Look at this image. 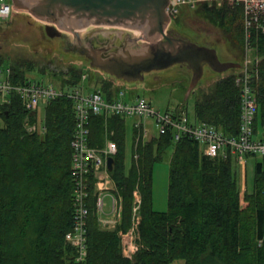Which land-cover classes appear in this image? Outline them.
Listing matches in <instances>:
<instances>
[{
  "label": "trees",
  "instance_id": "16d2710c",
  "mask_svg": "<svg viewBox=\"0 0 264 264\" xmlns=\"http://www.w3.org/2000/svg\"><path fill=\"white\" fill-rule=\"evenodd\" d=\"M195 10L204 12L232 39L242 41L240 6L198 5ZM251 36L257 59L252 67L257 109L253 128L259 133L264 129V32L252 31ZM32 63L10 64L15 84L28 82ZM62 74L61 87H76L85 75L74 66ZM237 75L219 79L211 91L196 96L195 122L212 125L226 136L237 135ZM100 88L107 100L118 93L111 83L101 82ZM72 105L64 97L51 101L45 109L44 133L26 131L27 113L16 100L0 107V264H264V156L254 165L252 190L245 189L242 198L233 157H207L197 142L187 137L174 141L171 132L140 141L137 159L127 167L125 119L105 120L101 115L90 117V144L101 148L106 130L116 143L110 178L122 200V218L111 230L100 228L92 183L87 256L77 262L75 249L64 239L73 225ZM170 146L167 209L158 212L153 209V167ZM134 190L141 198L138 249L127 259L120 232L129 227Z\"/></svg>",
  "mask_w": 264,
  "mask_h": 264
},
{
  "label": "built area",
  "instance_id": "2783aa9c",
  "mask_svg": "<svg viewBox=\"0 0 264 264\" xmlns=\"http://www.w3.org/2000/svg\"><path fill=\"white\" fill-rule=\"evenodd\" d=\"M240 6L243 10V35L246 48V59L241 65V72L234 78L239 91V129L236 136H226L212 125L189 121L184 113H162L156 110L150 102L137 97L131 102L117 98L107 100L101 90L83 93L80 87L73 89L69 86L55 87L51 83L28 80L24 84H15L12 81L10 66L0 62V107L19 102L27 113L25 129L28 133H44L45 121H38L37 112L40 105L46 106L53 100L64 97L73 102L74 130L70 141L71 148V175L73 177V225L65 236V241L75 249V260L82 262L87 256L86 234L89 216L88 200L90 186H95V213L102 229L114 227L120 218L115 186L107 168V159L114 158L117 152L116 143L105 139L103 147L90 145V117L101 115L109 117L136 118L133 123L134 141L137 147L139 142L147 141L151 136L145 124L152 120L157 135L171 132L173 140L187 137L200 146L203 155L216 158L227 156L235 157L239 164L245 163V158L264 156V129L260 133L254 132V120L257 112L256 98L252 82V67L256 63V54H249L251 46V32H264V0H169L166 13L172 20L180 7L189 9L198 5L210 6ZM14 10L10 0H0V32ZM249 54V55H248ZM250 64V65H249ZM251 66V67H250ZM86 76H82V80ZM120 95H123L122 93ZM34 113V115H30ZM258 135V136H257ZM258 137V138H257ZM134 160L137 155H133ZM132 222L129 229L122 233L121 250L127 259H132L136 253L139 239L138 227L140 224L141 198L137 190L133 192ZM108 199L109 203H106Z\"/></svg>",
  "mask_w": 264,
  "mask_h": 264
},
{
  "label": "rangeland",
  "instance_id": "374dc122",
  "mask_svg": "<svg viewBox=\"0 0 264 264\" xmlns=\"http://www.w3.org/2000/svg\"><path fill=\"white\" fill-rule=\"evenodd\" d=\"M175 16L168 23L169 28L174 29L178 34L198 45H207L215 49L221 62H235L240 64V68L241 65H244L246 48L243 34L242 41L239 43L229 35H226L224 29L207 18L204 12L196 11L195 8L180 7ZM45 24L49 23L33 17L28 12L12 10L8 21L2 26L0 32L1 64L10 66L16 60L31 61L33 62V69L32 72L27 74L28 78L32 81L51 83L57 88L61 87L60 82L64 77L62 73L66 72L69 67L74 66L83 70L86 79H81L80 84L72 87L73 89L80 87L81 91L87 94L100 90L101 82L111 83L113 89L118 92L117 98L120 100L131 102L137 97H142L162 113H173L181 109V113H184L189 121L194 120V103L199 93L209 92L219 79L241 72L240 68H235L223 73H215L208 66H204L203 76L195 87V93L185 98V92L191 79V72L185 65H173L162 71L149 72L144 75L143 81L126 82L112 78L96 68L89 67V61L77 53L65 55L66 45L64 41L58 38H48L45 32ZM81 30L90 35L99 32L105 38L112 34L119 35L121 33L134 36V30L123 27L97 30L90 26ZM251 46L250 50L252 51H249V54H256V47L252 44ZM121 93L123 95H120ZM37 119L41 122L45 121V108L43 105L39 106ZM136 120L133 117L125 118V165L127 167L134 161L133 155L136 154L133 129V123ZM145 127L149 132V136H157V130L152 125V120L148 121ZM107 133L106 130L104 144L105 139L109 138ZM112 133L110 134L112 135ZM172 152L173 146H170L163 154L162 160L153 167V209L158 212H164L167 209L169 162ZM261 158V156L247 157L244 164H239L237 159L233 157L232 169L236 173L241 197L243 189L248 192L252 190L254 165ZM106 203H109L108 199H106ZM118 203L120 218L117 224L120 223L122 218V200L119 199ZM132 215L131 211L129 227L131 226ZM117 224L107 230L115 228ZM124 232L121 231L120 235ZM174 264H183V261H178Z\"/></svg>",
  "mask_w": 264,
  "mask_h": 264
},
{
  "label": "water",
  "instance_id": "95a60500",
  "mask_svg": "<svg viewBox=\"0 0 264 264\" xmlns=\"http://www.w3.org/2000/svg\"><path fill=\"white\" fill-rule=\"evenodd\" d=\"M169 0H11L14 10L28 12L33 17L48 22L45 32L48 38L59 36L60 32L76 41L81 29L91 26L97 30L123 27L142 35L143 42L126 39L121 47L108 56L109 50L93 48L91 43L80 41L77 47L81 54L90 59L89 67L126 82L143 81L144 74L162 71L173 65H185L191 72V79L185 92L187 98L203 76L204 66L215 73L240 68L235 62H221L215 49L198 45L179 34L166 32L171 21L166 13ZM139 33H138V32ZM90 35V34H89ZM132 36V37H134ZM67 48V46L65 47ZM65 50L64 54H72ZM34 115V113H30ZM107 168L112 172L114 158L107 159Z\"/></svg>",
  "mask_w": 264,
  "mask_h": 264
},
{
  "label": "flooded vegetation",
  "instance_id": "af4514ba",
  "mask_svg": "<svg viewBox=\"0 0 264 264\" xmlns=\"http://www.w3.org/2000/svg\"><path fill=\"white\" fill-rule=\"evenodd\" d=\"M88 27H90V26H88ZM88 27H86V28H88ZM165 31L178 34L174 29L169 28V26L166 27ZM69 33L72 35L71 40L68 36L62 34L61 32H60L59 36H57L55 38L62 39L64 41L65 45L67 46V48H65V50L70 51V52H75V53L81 55L82 57L86 58L89 61V63H90V59L86 56V54H81L80 53L81 49L77 47V44L79 41L83 44L90 42L92 47L96 48V49L109 46V50L102 53V57H106L109 55V53L115 52L118 49V47H121L123 45V43L125 42L126 39H133L134 41L139 42V43L143 42V40H141L142 35L139 32H138L139 36H134V37H132L130 34H127V33H121L119 35L112 34L110 36H107L106 38L99 32L95 33V34H91V35L85 34L84 36H81L79 34V38L77 41H76V37L74 36V34L71 32H69ZM182 37H184V36H182ZM146 74H144V75H146ZM106 75H108V74H106ZM108 76H110V75H108ZM110 77H112V76H110ZM112 78H114V77H112Z\"/></svg>",
  "mask_w": 264,
  "mask_h": 264
},
{
  "label": "crops",
  "instance_id": "0c3cea01",
  "mask_svg": "<svg viewBox=\"0 0 264 264\" xmlns=\"http://www.w3.org/2000/svg\"><path fill=\"white\" fill-rule=\"evenodd\" d=\"M191 122H195V120H193V121H191ZM195 123H198V122H195ZM233 160H234V159H233ZM242 191L244 192V189H243ZM243 192H242V193H243Z\"/></svg>",
  "mask_w": 264,
  "mask_h": 264
},
{
  "label": "bare ground",
  "instance_id": "6f19581e",
  "mask_svg": "<svg viewBox=\"0 0 264 264\" xmlns=\"http://www.w3.org/2000/svg\"><path fill=\"white\" fill-rule=\"evenodd\" d=\"M107 132H109V131H107ZM105 133H106V132H105ZM107 134H108V133H107ZM106 136H107V135H106ZM107 137H108V136H107ZM108 139H109V138H108ZM90 145H91V144H90ZM91 146H92V145H91ZM102 146H103V145H102ZM102 146H101V147H102ZM94 147H95V146H94ZM97 147H98V146H97ZM99 148H100V147H99Z\"/></svg>",
  "mask_w": 264,
  "mask_h": 264
}]
</instances>
